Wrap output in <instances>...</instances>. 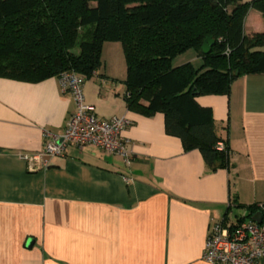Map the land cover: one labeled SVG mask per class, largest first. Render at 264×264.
Returning a JSON list of instances; mask_svg holds the SVG:
<instances>
[{
    "label": "crops",
    "instance_id": "0c3cea01",
    "mask_svg": "<svg viewBox=\"0 0 264 264\" xmlns=\"http://www.w3.org/2000/svg\"><path fill=\"white\" fill-rule=\"evenodd\" d=\"M261 16L250 10L247 32L264 30ZM107 43L102 57L122 68L104 59L84 94L99 117L132 121L130 165L70 144L46 169L29 170L22 154L41 151L45 132L61 135L76 105L56 76L0 77V264H212L202 258L212 223L262 214L264 73L238 77L229 95L197 98L229 126L230 167L214 171L198 149L166 133L163 113L129 109L124 48ZM191 60H200L196 52Z\"/></svg>",
    "mask_w": 264,
    "mask_h": 264
},
{
    "label": "trees",
    "instance_id": "16d2710c",
    "mask_svg": "<svg viewBox=\"0 0 264 264\" xmlns=\"http://www.w3.org/2000/svg\"><path fill=\"white\" fill-rule=\"evenodd\" d=\"M264 0H0V77L40 82L75 71L92 77L104 44L123 45L130 110L165 115V129L210 170L230 167L229 126L200 95H229L234 80L264 73V30L247 32ZM215 43L205 54L207 38ZM193 49L202 64L174 66ZM223 145L222 147L220 145Z\"/></svg>",
    "mask_w": 264,
    "mask_h": 264
},
{
    "label": "built area",
    "instance_id": "2783aa9c",
    "mask_svg": "<svg viewBox=\"0 0 264 264\" xmlns=\"http://www.w3.org/2000/svg\"><path fill=\"white\" fill-rule=\"evenodd\" d=\"M85 81V76L75 71H66L59 77L62 90L70 93L76 109L61 135L45 132L48 139L41 151L22 154L29 170L46 169L54 157L65 155L70 144L79 148L97 146L109 154L121 157L130 165L132 152L125 130L132 121L127 116H113L109 119L99 117L94 106L86 102ZM257 209L262 212L260 223L254 220L233 223L228 218L212 223L206 238L203 260L212 264H261L264 260V204H258Z\"/></svg>",
    "mask_w": 264,
    "mask_h": 264
},
{
    "label": "rangeland",
    "instance_id": "374dc122",
    "mask_svg": "<svg viewBox=\"0 0 264 264\" xmlns=\"http://www.w3.org/2000/svg\"><path fill=\"white\" fill-rule=\"evenodd\" d=\"M107 44H117V46H118V48H121V50H123L122 49V44L120 43V42H111V43H107ZM108 50V49H107ZM111 50H113V49H111ZM118 50V49H117ZM194 53H195V51L193 50V49H191V50H189V51H187L186 53H184V54H182V55H180V56H177L175 59H174V61H173V65L174 66H180V65H182V64H184V63H187V62H193V61H195V60H191L192 59V57L194 56ZM103 58V60L105 59H108V67L110 68V69H114L115 71L116 70H118V69H121L122 68V64L120 65L118 62L117 63H111L110 64V59H111V55L110 56H108V55H104V57H102ZM200 59V58H199ZM105 60H104V66H106L107 64H105ZM122 60V59H121ZM194 64H195V66H197V67H199L201 64H202V59H200L199 61H195L194 62ZM105 68V67H104Z\"/></svg>",
    "mask_w": 264,
    "mask_h": 264
},
{
    "label": "water",
    "instance_id": "95a60500",
    "mask_svg": "<svg viewBox=\"0 0 264 264\" xmlns=\"http://www.w3.org/2000/svg\"><path fill=\"white\" fill-rule=\"evenodd\" d=\"M215 43L214 39L209 37L205 40L203 46H202V51L205 53V54H208L210 53L211 51V46ZM254 221L256 222H261L262 221V214H259V216L257 217H254L253 218ZM34 243V240H29V246H31L32 244Z\"/></svg>",
    "mask_w": 264,
    "mask_h": 264
}]
</instances>
